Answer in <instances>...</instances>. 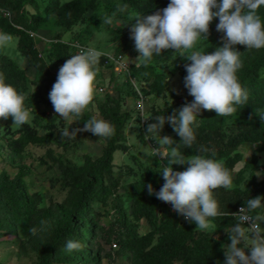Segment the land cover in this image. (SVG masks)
<instances>
[{
  "label": "trees",
  "instance_id": "obj_1",
  "mask_svg": "<svg viewBox=\"0 0 264 264\" xmlns=\"http://www.w3.org/2000/svg\"><path fill=\"white\" fill-rule=\"evenodd\" d=\"M120 1L125 3L132 13L143 17L155 14L170 2V0ZM29 2L34 4L35 0H0V7L11 12L10 19L0 14V29L5 33L17 35V49L27 59V64L34 68L35 77L32 82L36 86L35 95L40 96V92L53 84L57 77L50 70L45 59L38 55V49L25 29L41 31L47 24H51L56 29V33L50 34L52 39L48 43L51 45L50 58L65 63L67 59L75 55V50L69 43L78 40L62 39L64 32L80 21L88 10L96 9L100 0H67L63 3L50 1L45 4L42 13L32 12L31 14L25 8ZM257 14L264 23V6L258 9ZM218 23L219 20L216 18L210 24L208 38L217 33L216 25ZM132 25L133 22H130V25L122 27L123 34L117 50L112 51L113 54L122 53L125 55V52L129 50L132 40L130 38ZM57 28H59L58 31ZM78 42L85 44L82 41ZM236 48L240 51L242 61V67L236 75L242 87L249 92L248 104L236 106L237 111L232 115L235 118L228 123H225L226 117H219L214 111L202 110L200 116L197 117L198 127H194L196 141L192 148H185L180 142L175 143L180 145L179 150L186 157L200 155L211 158L221 162L227 170H233L234 166L241 161L242 154L237 150L239 146L259 144L257 150L264 149V123H261L255 114V110L264 114V74H261L264 68V48L246 49L241 45H237ZM175 52L167 50L160 55L154 54L148 65L132 63L129 66L130 74L135 79L144 76L145 79L151 80V91L160 93L166 85V80L155 70L152 62L166 61ZM101 58L105 60L104 56ZM108 64L114 66L113 63ZM0 73L4 75L7 84L12 85L25 96L26 104L30 100V96L26 91L29 79L25 68H21L15 60L6 54L0 53ZM181 74L184 84V78L187 75L185 67L181 69ZM139 85L142 92L141 84ZM131 88L135 93L133 87ZM192 99L193 97L188 94L186 88L184 100ZM122 106L123 104L117 98L105 94L102 101H97L98 115L84 111L82 118L79 119L82 127L88 119L93 117L103 119L114 127V135L111 138L103 139L104 146L101 155L95 158L85 155L81 165H68L59 158L57 159L63 184L70 187L69 199L63 205H57L60 213L57 216L55 227L52 229L50 242L38 252V264H53L55 261L63 260L57 256L58 247L65 245L68 240L78 241L81 246L87 241L89 242L88 247L93 244L98 224L90 219L89 211L90 202L94 200L111 208L110 213L113 214V220L108 237H113L117 241L119 244L117 252L128 255L130 264H216L222 253L221 244L218 242L231 243L228 232H231L238 223L232 213L239 205L246 206L245 203L250 198L264 197V180L256 181L253 177L244 189L235 185L232 190L224 188L215 190L213 195L218 202L219 210L225 215L213 218V227L210 230L201 231L196 229L195 223L172 212L154 194L147 197L148 184H151L153 189L158 192L165 183L164 179L160 178L157 169L147 165L140 179L132 183V192L130 193L132 221H130L118 196L112 191V187L104 184V178L110 175L114 164V152L126 150L122 142L125 139L123 129L130 114L128 111L122 110ZM148 118H154V116H148ZM153 122L148 119L143 133L146 134L147 125ZM2 126L3 119H0V130ZM23 131L24 133L20 137L10 139L8 147L19 151L28 144H40L51 138L50 131L43 135H37L35 131ZM162 132L173 134L180 140L171 125L164 127ZM86 134L94 136L91 132H86ZM150 135L146 134V137L149 138ZM155 157V160L160 162V159ZM161 159L163 158L161 157ZM256 159L257 156L254 155L245 163V166L254 164ZM180 167L181 165H172L174 172L178 171ZM28 172L29 170L21 165L14 179H8L5 173L0 177L1 231L6 217L25 226L35 211L34 202L31 200L32 196L26 192L23 179ZM240 172L242 171L240 170L237 175ZM236 182L239 183L240 178L237 177ZM257 210L250 214L260 215ZM262 211L264 213V208ZM263 213L262 216H264ZM141 219H146L149 226L144 233H140L138 230V221ZM101 228L99 226V229ZM221 229H226L227 233L217 240ZM89 256L90 258L86 257L85 259L76 256L71 261H76L78 264H99V250L92 252Z\"/></svg>",
  "mask_w": 264,
  "mask_h": 264
},
{
  "label": "rangeland",
  "instance_id": "obj_2",
  "mask_svg": "<svg viewBox=\"0 0 264 264\" xmlns=\"http://www.w3.org/2000/svg\"><path fill=\"white\" fill-rule=\"evenodd\" d=\"M50 1L63 3L67 0H35L34 4L37 6L29 2L25 5V8L28 7L27 9L31 12L42 13L45 4ZM122 5L126 4L120 0H100L96 9L88 10L80 21L64 32L62 39L82 41L103 53L116 51L123 34L122 27L130 25V22L134 24L135 20L133 19L137 15L127 7L124 12L117 13L112 26L103 24L102 17L105 14L113 13L116 11L117 6ZM58 30L59 28H57ZM41 31L45 32L47 36L56 33V29L51 24H47ZM0 32L3 31L0 29ZM9 35L11 40L7 45L0 47V53L6 54L15 60L19 66L23 67L26 64V59L17 49V35ZM222 35V33L217 32L208 39L201 37L192 51L205 53L214 51L216 47L222 46ZM130 43L129 50L125 52V59L128 61L129 66L132 63H139L136 61L139 53L135 49L134 40L132 39ZM38 46H40L42 57L57 77L59 68L64 63L50 58L51 45L38 43ZM188 63L190 61L180 57V53L177 51L166 61L152 62L155 70L166 80V85L160 93L151 91V80L145 79L144 76L136 79L137 83L141 84L143 94L146 95L145 114L147 118L148 116L155 117L157 115L167 117L173 113V110L179 109L186 102H192L193 99L190 101L184 100L186 88L182 82L181 74V69ZM98 67L100 71L96 77L94 100L85 111L98 115L97 101H102L104 95L109 94L117 98L123 104L122 110H126L130 114L123 129L125 139L122 142L126 150L114 152V164L110 175L105 176L104 184L112 187V191L118 196L128 219L132 221L130 216L132 183L140 179L147 165L156 168L158 172L162 171L163 166L155 160V156H157V150L164 151L165 149L159 147L157 141L146 137V134L143 133L148 122L142 123L141 116L135 107L136 93L132 92V84L126 78L127 74L119 70L118 67L109 65L101 57ZM26 68L29 79L26 91L30 96V100L25 106L30 110L31 118L29 123L23 126L12 125L11 117L7 120L3 119V126L0 130V177L5 173L8 179H14L18 174L19 167L21 165L25 166L29 170L23 177L25 190L32 196L31 200L34 202L35 211L25 226H21L10 217L5 218L4 227L2 231L0 230V264L39 263L38 252L50 242L52 229L55 227L57 216L60 213L57 205H63L69 199L70 187L63 184L57 159L59 158L64 164L81 165L85 155H89L91 158L98 157L101 155L104 146L103 139L89 136L86 132H77L71 138L62 137L61 133L65 128L71 134L73 130L83 128L82 125L76 118L65 120L55 114L49 100V92L56 80L53 84L44 88L40 92V96H37L35 95L36 86L32 82L35 77L34 70L28 66ZM261 74H264V68ZM146 117H144V120H146ZM234 118L235 116L226 117L225 123ZM169 125L170 123L166 121L164 127H169ZM23 130L35 131L37 135H43L50 131L51 138L40 144H28L19 151L8 147L10 139L20 137L24 133ZM162 131L161 136H169L175 141L174 143H179V139L174 137L173 134H165ZM258 146L259 144H243L238 147L237 150L242 154V159L234 166L233 170H229L233 177L234 186L238 185L241 189H244L253 177L256 181L264 180V149L258 151ZM254 155L257 156L256 162L248 167L245 166V163ZM162 160L168 164L167 159ZM240 170L242 172L237 175ZM159 176L163 179L160 173ZM237 177L240 178L239 183L236 182ZM146 195L149 197L150 194L147 193ZM46 208L47 210H45ZM110 212L111 208L108 205H103L95 200L90 202L89 217L98 224L92 241L93 244L88 247L89 242L87 241L86 244L81 246L80 250L71 252L65 250V245L59 246L57 256L63 260L55 261L53 264H78V262L71 261V259L76 256H80V259L90 258L89 255L96 250H99L100 254L99 264H130L128 255L117 252L119 249L117 241L113 237H108V231L113 220V214ZM257 213L261 215L263 213L262 209H258ZM260 222L264 229V221ZM138 225L140 233H144L149 227L146 219L138 221ZM99 226L102 228L99 229ZM30 228L36 229L35 235L30 233ZM219 233L217 240L226 235L227 230L221 229ZM248 235L249 240L239 246H244V251L250 255L251 246L248 245L254 243V236L252 233ZM114 242L117 243V246H113ZM218 244H221L222 253L216 264H225L224 250L227 249L230 243L219 241Z\"/></svg>",
  "mask_w": 264,
  "mask_h": 264
},
{
  "label": "clouds",
  "instance_id": "obj_3",
  "mask_svg": "<svg viewBox=\"0 0 264 264\" xmlns=\"http://www.w3.org/2000/svg\"><path fill=\"white\" fill-rule=\"evenodd\" d=\"M264 6V0H170L168 5L155 14L136 16L131 28V39L139 53L136 58L141 64L148 65L153 55H160L167 50L180 53V57L190 61L185 64L187 75L184 78L188 94L193 97L167 117L148 118L153 123L147 125L146 134L158 142L164 151L157 150L156 155L168 160L159 172L165 183L156 192L151 184L147 185L150 195L172 205V209L196 229L207 231L213 227L211 220L223 216L213 193L219 188L232 190L235 186L233 177L223 164L200 155L186 157L179 144L169 136H161L166 121L180 137L179 142L185 148H192L196 141L194 127H198L197 117L202 110L214 111L219 117L232 116L236 106L247 105L249 92L242 87L237 78V71L242 67L240 51L236 46L246 49L264 48V23L257 14ZM127 5L117 6L116 11L105 14L102 23L112 26L117 13L127 9ZM218 18L216 31L222 33V46L212 52L192 51L202 36L208 39L210 24ZM11 36L0 32V47L8 44ZM89 46V45H88ZM107 55L95 48H81L59 68L56 82L49 92L57 116L72 120L82 118L84 111L92 103L96 91V77L100 71L99 59ZM25 96L12 85L5 82L0 73V119L12 118V125L23 126L29 123L31 113L25 106ZM256 116L264 123V114L255 110ZM251 119V116L249 117ZM77 132H91L101 139L111 138L114 127L103 119H88L83 128L73 130L71 134L65 128L61 136H74ZM166 146V147H165ZM158 147V148H159ZM188 165L184 171H173L172 165ZM264 197L256 196L246 201L237 215L238 223L228 232L231 243L225 252V264H264V229L259 221L262 215H250L257 209L264 208ZM249 226L245 227V224ZM35 235L36 229L30 228ZM249 233L254 236V243L248 245L250 255L239 245L249 240ZM247 246V247H248ZM78 241L68 240L66 251L80 250Z\"/></svg>",
  "mask_w": 264,
  "mask_h": 264
},
{
  "label": "built area",
  "instance_id": "obj_4",
  "mask_svg": "<svg viewBox=\"0 0 264 264\" xmlns=\"http://www.w3.org/2000/svg\"><path fill=\"white\" fill-rule=\"evenodd\" d=\"M0 14L7 17V18H11V12L7 9H4L2 7H0ZM20 27V26H18ZM21 28V27H20ZM25 32L28 34V36L33 39L37 49H38V55L42 56V52L40 47L38 46V43L42 44H48L52 39L50 38V36H47L45 34V32L43 31H34L31 29H25ZM38 42V43H37ZM70 46H72L75 50V54H78L81 48H88L90 46H88L87 44H81L78 41H71L69 43ZM107 55H102L105 57V62L106 63H113L114 66L118 67L119 70L125 72L126 78L128 79V81L132 84V87L136 93V99H135V107L137 109V111L139 112L141 119H142V123L144 122H148V118L146 117V100H145V96L143 95V93L140 90V85L137 83L136 79L130 74L129 71V63L128 61L125 59V55L122 53H106ZM144 117H146V120H144ZM157 157L160 159V163L162 166H168V164L166 162H164L161 157L159 155H157ZM174 171V170H173ZM165 203V202H164ZM165 205L172 211L177 213L176 211H174L172 209V205L169 203H165ZM245 207L243 205H239L236 210L232 213L235 217H237L239 210ZM178 214V213H177ZM179 215V214H178ZM251 215V214H250ZM181 216V215H179ZM183 217V216H181ZM184 218V217H183ZM185 219V218H184ZM260 226L262 228L261 222L259 221ZM249 226L247 223L245 224V227ZM263 229V228H262ZM113 246H116V243H113Z\"/></svg>",
  "mask_w": 264,
  "mask_h": 264
},
{
  "label": "crops",
  "instance_id": "obj_5",
  "mask_svg": "<svg viewBox=\"0 0 264 264\" xmlns=\"http://www.w3.org/2000/svg\"><path fill=\"white\" fill-rule=\"evenodd\" d=\"M27 8H28V7H26V10L28 11L29 14H31L33 11L31 12V11H29ZM39 47H40V46H39ZM24 58H25V57H24ZM25 59H26V58H25ZM27 66H28L29 68H32V69L34 70L33 67H31V66H29V65L27 64V59H26V64H25L23 67H21V66H20V67H21V68H25V70H26V69H27V68H26ZM32 69H31V70H32ZM34 75H35V73H34ZM187 167H188V165H186V164H185V165H181V167L179 168L178 171H184V170H186ZM210 229H211V228H210ZM210 229H209V230H210ZM243 248H244V246H243ZM245 253H247V252H245Z\"/></svg>",
  "mask_w": 264,
  "mask_h": 264
}]
</instances>
